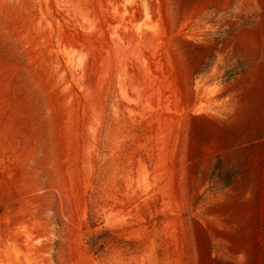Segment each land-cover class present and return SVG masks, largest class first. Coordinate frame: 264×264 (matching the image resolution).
<instances>
[{
  "label": "rangeland",
  "instance_id": "1",
  "mask_svg": "<svg viewBox=\"0 0 264 264\" xmlns=\"http://www.w3.org/2000/svg\"><path fill=\"white\" fill-rule=\"evenodd\" d=\"M0 264H264V0H0Z\"/></svg>",
  "mask_w": 264,
  "mask_h": 264
}]
</instances>
